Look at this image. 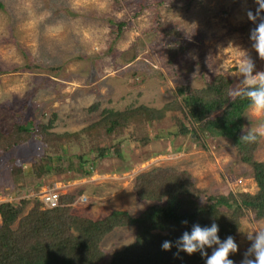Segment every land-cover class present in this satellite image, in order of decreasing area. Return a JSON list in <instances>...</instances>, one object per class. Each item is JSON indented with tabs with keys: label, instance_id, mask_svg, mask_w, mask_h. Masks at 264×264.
Returning a JSON list of instances; mask_svg holds the SVG:
<instances>
[{
	"label": "rangeland",
	"instance_id": "obj_1",
	"mask_svg": "<svg viewBox=\"0 0 264 264\" xmlns=\"http://www.w3.org/2000/svg\"><path fill=\"white\" fill-rule=\"evenodd\" d=\"M257 7L255 0H0V132L9 134L16 123L30 121L37 127L29 140L0 152V203L24 207L25 214L37 201L44 209L41 192L56 185L62 196L73 198L75 214L98 219L118 209L138 216L156 201L139 198L135 180L155 167L191 174L203 200L256 193L253 167L230 139L182 133L180 123L198 124L191 125L179 89H202L216 75L234 88L243 50L256 70H264L249 39L260 17L251 21L247 12ZM175 41L186 48L171 60ZM143 104L171 107L136 132L64 137L61 149L60 134L80 132L104 110ZM246 118L248 131L264 126V111L249 108ZM116 143L121 156L104 157L91 176L81 175L78 155L93 158L96 145ZM44 150L63 158H55L53 172L41 178L34 168ZM255 158L264 161V136ZM256 227H264V217L247 210L235 235L239 250L230 255L236 264L251 243L244 231ZM135 237L134 225L108 233L100 264H110Z\"/></svg>",
	"mask_w": 264,
	"mask_h": 264
},
{
	"label": "trees",
	"instance_id": "obj_2",
	"mask_svg": "<svg viewBox=\"0 0 264 264\" xmlns=\"http://www.w3.org/2000/svg\"><path fill=\"white\" fill-rule=\"evenodd\" d=\"M185 48L182 41H175L169 48L170 59L173 60ZM230 87V80L216 75L202 89L180 88L191 125L198 124V127L192 128L185 123H180V126L182 133L191 130L196 135L203 133L230 139L242 161L253 167L258 184L256 193L207 195L203 200V191L196 187L191 174L172 167H155L139 174L135 180L139 198L156 201L138 216L118 209L98 219L78 215L69 206L73 198L62 194L58 206L43 209L37 201L26 214L23 213L24 207L9 201L2 202L0 264H100L105 256L101 248L102 240L116 227L125 225L136 227L135 240L115 252L110 264H204L198 252L174 255L175 244L167 251L161 248V244L165 240L175 242L193 224L207 226L213 221L219 225L222 239L228 235L235 238L247 210H251L256 219L264 217V161L255 158L261 136L257 135L252 142L241 138L248 131L245 128L249 101L242 97L231 98ZM167 107L171 106L157 109L143 104L125 110H104L98 121L80 132L60 134V147H65L64 137L71 140L83 133L94 137L101 132L119 134L126 128H133L136 132L140 126H147L163 117ZM40 127L45 128L38 126V130ZM36 130L37 127L30 121L16 123L9 134L0 132V152L29 140ZM94 152L93 158L86 154L76 157V165L83 177L93 174L100 159L121 156V145H96ZM53 153L44 150L39 156L38 167L34 168L38 177L52 173L54 159L63 158L57 152ZM183 220H187L188 224H182Z\"/></svg>",
	"mask_w": 264,
	"mask_h": 264
},
{
	"label": "clouds",
	"instance_id": "obj_3",
	"mask_svg": "<svg viewBox=\"0 0 264 264\" xmlns=\"http://www.w3.org/2000/svg\"><path fill=\"white\" fill-rule=\"evenodd\" d=\"M255 3L258 5L255 13L249 10L247 16L254 22L260 17V21L250 31L249 39L258 57L264 60V17H261L264 12V0H255ZM243 52L244 54L236 61L238 84L229 90V96L247 98L251 109L264 111V70H256L254 60L246 51L243 50ZM257 135L264 136V126L255 131L244 132L241 138L252 142L256 140ZM181 223L186 225L188 221L183 220ZM219 231V225L215 221L207 226L196 223L190 230H185L175 242L163 241L161 248L166 251L171 250L175 244L174 255L180 252L188 255L198 252L204 259V264H236L230 255L238 252V243L232 235L222 239ZM244 233L245 238L251 243L243 253L240 264H264V227L251 228ZM209 250H211L210 254Z\"/></svg>",
	"mask_w": 264,
	"mask_h": 264
},
{
	"label": "built area",
	"instance_id": "obj_4",
	"mask_svg": "<svg viewBox=\"0 0 264 264\" xmlns=\"http://www.w3.org/2000/svg\"><path fill=\"white\" fill-rule=\"evenodd\" d=\"M58 187L59 186L53 185L52 188H43L40 199L47 208H54L58 206L61 195Z\"/></svg>",
	"mask_w": 264,
	"mask_h": 264
}]
</instances>
